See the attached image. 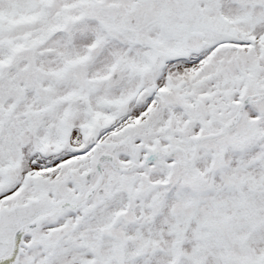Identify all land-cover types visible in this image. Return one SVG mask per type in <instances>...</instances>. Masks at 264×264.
<instances>
[{"label":"snow or ice","instance_id":"snow-or-ice-1","mask_svg":"<svg viewBox=\"0 0 264 264\" xmlns=\"http://www.w3.org/2000/svg\"><path fill=\"white\" fill-rule=\"evenodd\" d=\"M0 264H264V0H0Z\"/></svg>","mask_w":264,"mask_h":264}]
</instances>
